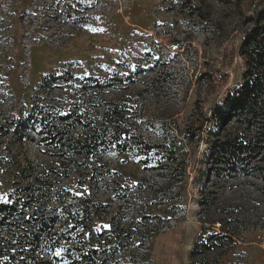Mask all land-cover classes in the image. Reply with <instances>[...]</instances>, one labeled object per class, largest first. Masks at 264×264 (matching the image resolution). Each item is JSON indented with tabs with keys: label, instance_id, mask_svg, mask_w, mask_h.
Listing matches in <instances>:
<instances>
[{
	"label": "rangeland",
	"instance_id": "374dc122",
	"mask_svg": "<svg viewBox=\"0 0 264 264\" xmlns=\"http://www.w3.org/2000/svg\"><path fill=\"white\" fill-rule=\"evenodd\" d=\"M263 2L0 0V154L52 167L61 160L56 150L40 146L32 130L20 141L13 121L38 105L56 111L86 101L79 90L86 77L122 78L121 85L94 90L92 116L107 101L129 99L132 132L177 151V172L116 151L90 162L77 155L62 160L58 185L101 204L87 224L100 230L110 219L142 217L143 247L136 241L122 254L126 261L264 264V157L230 175L216 174L208 155L209 132L217 128L208 119L242 83L246 18ZM49 74L60 78L45 88ZM8 165L0 166V200L14 188ZM184 168L183 181L169 188V178L180 179ZM149 227L159 231L151 242Z\"/></svg>",
	"mask_w": 264,
	"mask_h": 264
},
{
	"label": "trees",
	"instance_id": "16d2710c",
	"mask_svg": "<svg viewBox=\"0 0 264 264\" xmlns=\"http://www.w3.org/2000/svg\"><path fill=\"white\" fill-rule=\"evenodd\" d=\"M225 1L241 5L243 0ZM246 19L251 27L240 49L245 62L242 83L212 109L208 119L217 126L209 132L208 153L216 174L246 172L264 157V2ZM59 78L49 74L42 85L47 88ZM83 80L79 90L82 97L88 98L86 101L77 100L70 109L62 107L56 111H52V106L38 105L12 123L20 141L31 130L37 132L40 135L37 143L56 150L61 160L52 167H40L31 161H6L9 155L0 154V166L8 162V168H14L15 172L13 190L5 200H0V264H152L150 260L135 263L121 258L131 252L136 241L142 240L138 234L148 228L142 217H125L116 223L110 219L108 227L100 230L87 224L93 209L97 210L101 204L91 203L85 195L77 196L58 185L54 178L60 176V170L55 168L72 156H82L84 162H90L95 156L116 151L133 153L145 164L162 162V170L171 174L177 172L172 164L178 166V152L132 132L128 123L129 99L107 101L97 117L92 116L89 103L94 99V90L103 92L121 85L122 78L89 76ZM230 122L237 126L229 128ZM185 172L182 169L180 179L170 177L167 186L182 182ZM166 202L162 199L159 204ZM158 233L153 230L149 242ZM140 241L137 244L143 247ZM47 254L51 257H46Z\"/></svg>",
	"mask_w": 264,
	"mask_h": 264
}]
</instances>
